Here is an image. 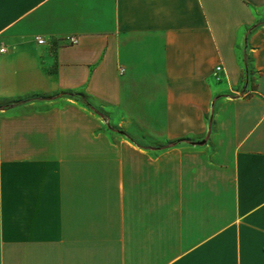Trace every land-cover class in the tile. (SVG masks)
Segmentation results:
<instances>
[{"label":"crops","instance_id":"obj_1","mask_svg":"<svg viewBox=\"0 0 264 264\" xmlns=\"http://www.w3.org/2000/svg\"><path fill=\"white\" fill-rule=\"evenodd\" d=\"M0 108V264H264V0H0Z\"/></svg>","mask_w":264,"mask_h":264},{"label":"built area","instance_id":"obj_2","mask_svg":"<svg viewBox=\"0 0 264 264\" xmlns=\"http://www.w3.org/2000/svg\"><path fill=\"white\" fill-rule=\"evenodd\" d=\"M36 40H37L38 44H40V45H44V44H46L45 39L42 38V37H40V36L37 37ZM65 41H67V43H69L70 45H76V44H78V38L73 37V36H72V37H67V38L65 39ZM5 51H6V49H2V50H1V52H5ZM125 71H126L125 68H121V69H120V73H121V74H124ZM224 74H226V69H225L224 65H222V64L218 65V66L215 68V70H214V76H215L216 78H218V79H221V77H223Z\"/></svg>","mask_w":264,"mask_h":264},{"label":"trees","instance_id":"obj_3","mask_svg":"<svg viewBox=\"0 0 264 264\" xmlns=\"http://www.w3.org/2000/svg\"><path fill=\"white\" fill-rule=\"evenodd\" d=\"M246 66H247V61H246ZM247 80H248V68L246 67V82L245 83H247ZM72 97H75V98H79L80 100H82L85 104H86V106L88 107V108H90L92 111H94L96 114H98V115H102L100 112H98L97 110H95L92 106H91V104L85 99V97L84 96H82V95H71ZM0 109H2V108H0ZM103 116V115H102ZM105 117V116H104Z\"/></svg>","mask_w":264,"mask_h":264}]
</instances>
